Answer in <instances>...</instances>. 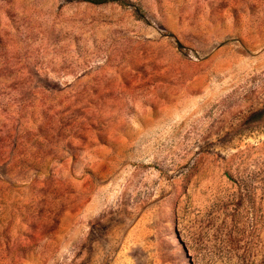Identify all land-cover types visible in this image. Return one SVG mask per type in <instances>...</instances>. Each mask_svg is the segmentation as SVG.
Wrapping results in <instances>:
<instances>
[{
    "label": "rangeland",
    "instance_id": "1",
    "mask_svg": "<svg viewBox=\"0 0 264 264\" xmlns=\"http://www.w3.org/2000/svg\"><path fill=\"white\" fill-rule=\"evenodd\" d=\"M0 0V264H264V0Z\"/></svg>",
    "mask_w": 264,
    "mask_h": 264
},
{
    "label": "trees",
    "instance_id": "2",
    "mask_svg": "<svg viewBox=\"0 0 264 264\" xmlns=\"http://www.w3.org/2000/svg\"><path fill=\"white\" fill-rule=\"evenodd\" d=\"M80 1H82V2H91L92 0H80ZM100 1H101V0H95V1H93V2H94V3H99ZM115 1L124 4V2H120L119 0H115Z\"/></svg>",
    "mask_w": 264,
    "mask_h": 264
}]
</instances>
